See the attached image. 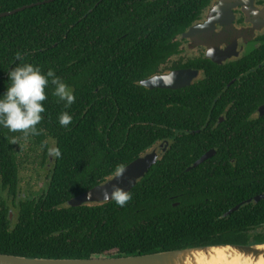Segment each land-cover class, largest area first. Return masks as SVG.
<instances>
[{
  "label": "trees",
  "instance_id": "16d2710c",
  "mask_svg": "<svg viewBox=\"0 0 264 264\" xmlns=\"http://www.w3.org/2000/svg\"><path fill=\"white\" fill-rule=\"evenodd\" d=\"M43 1L0 0V13ZM214 1L50 0L0 18V95L8 72L31 63L54 70L76 97L65 108L49 84L36 132L0 126L1 182L12 191L18 159L52 161L46 190L19 201L14 224L1 206L0 253L89 259L264 242V199L226 215L264 192V118L225 146L222 124L204 126L220 109L216 71L176 90L139 84ZM163 140L169 149L126 206L68 205ZM211 148L213 157L189 168Z\"/></svg>",
  "mask_w": 264,
  "mask_h": 264
},
{
  "label": "flooded vegetation",
  "instance_id": "af4514ba",
  "mask_svg": "<svg viewBox=\"0 0 264 264\" xmlns=\"http://www.w3.org/2000/svg\"><path fill=\"white\" fill-rule=\"evenodd\" d=\"M215 1L193 25L209 19V11ZM232 14L230 23L224 16L226 20L217 22L201 40L196 36L195 40L183 37L192 25L181 35L175 36L172 40L178 43V48L158 59L154 72L142 79L169 75L175 71L194 70L197 76L192 80L193 84L206 78L208 71H216L220 81V109L216 119L207 118L204 126L212 124L214 128L222 124L225 146L234 145L232 133L253 130L256 120L264 118V0H251V4L245 7L235 6ZM211 149L216 153L215 148ZM51 165V158L45 161L41 158L18 159V182L13 191L11 184L7 183L5 186L1 182L0 176V208L2 205L6 208L9 224L15 223L21 199L39 197L44 193ZM36 182L40 189L38 195L30 189Z\"/></svg>",
  "mask_w": 264,
  "mask_h": 264
},
{
  "label": "water",
  "instance_id": "95a60500",
  "mask_svg": "<svg viewBox=\"0 0 264 264\" xmlns=\"http://www.w3.org/2000/svg\"><path fill=\"white\" fill-rule=\"evenodd\" d=\"M49 1L50 0H46L0 13V18L22 11L27 7H32ZM250 4L251 0H216L209 11V19H207L204 23L192 25L189 30L183 34V37L195 40L196 36V38L201 40L203 35L211 32L217 22H222L223 20L225 21V17L227 18L228 23L232 21L233 7L238 5L245 7ZM196 76L197 72L194 70L175 71L169 75H156L151 78L144 79L140 81L139 84L150 89H180L189 86ZM168 149L169 141H161L123 167L126 168L123 176L116 178L115 173L103 183L98 184L84 193L72 198L68 202V205L76 207L85 204H101L110 201L104 199V193L106 191L111 192L113 185H117L125 191L131 190L137 182L145 176L149 169L155 165L159 159H161ZM214 153V149L209 150L197 159L189 168L198 166L212 157ZM89 193H91V199H89ZM262 199H264V192L259 193L231 208L227 211L226 215L238 210L244 204L251 202L256 203ZM0 264H264V242L249 245L218 244L143 255L89 259L30 258L0 253Z\"/></svg>",
  "mask_w": 264,
  "mask_h": 264
},
{
  "label": "clouds",
  "instance_id": "9594fccd",
  "mask_svg": "<svg viewBox=\"0 0 264 264\" xmlns=\"http://www.w3.org/2000/svg\"><path fill=\"white\" fill-rule=\"evenodd\" d=\"M16 59L21 60L22 54L17 52ZM8 80L11 82L6 91L0 95V126L10 132H22L28 134L36 132V126L43 119L45 112L43 102L47 99L45 89L51 84L54 86L53 95L58 101L63 102L65 108L75 102L73 90L56 76L54 70L46 73L38 66L31 63H22L8 72ZM59 124L68 127L72 123V116L63 112L59 116ZM57 157L60 152H55ZM126 168H116V178L125 173ZM131 183V181H130ZM91 199V193H89ZM105 200L114 201L119 207H124L132 199V194L123 188L113 185L111 192L104 193Z\"/></svg>",
  "mask_w": 264,
  "mask_h": 264
},
{
  "label": "rangeland",
  "instance_id": "374dc122",
  "mask_svg": "<svg viewBox=\"0 0 264 264\" xmlns=\"http://www.w3.org/2000/svg\"><path fill=\"white\" fill-rule=\"evenodd\" d=\"M30 189H31V192L34 193L35 195H38L40 193V189L37 186V182L34 183V186H32V188Z\"/></svg>",
  "mask_w": 264,
  "mask_h": 264
}]
</instances>
